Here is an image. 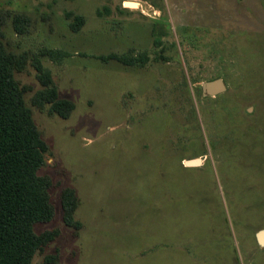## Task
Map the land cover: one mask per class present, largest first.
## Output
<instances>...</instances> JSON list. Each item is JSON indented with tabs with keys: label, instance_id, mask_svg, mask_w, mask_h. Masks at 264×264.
I'll return each mask as SVG.
<instances>
[{
	"label": "rangeland",
	"instance_id": "374dc122",
	"mask_svg": "<svg viewBox=\"0 0 264 264\" xmlns=\"http://www.w3.org/2000/svg\"><path fill=\"white\" fill-rule=\"evenodd\" d=\"M126 1L0 0L34 21L4 28L11 49L39 56L76 104L69 118L37 108L38 72H16L50 144L56 215L35 229L61 231L32 264H264V0ZM69 13L85 18L78 32ZM112 53L144 63L101 59ZM217 78L226 91L205 96ZM65 187L81 200L78 234Z\"/></svg>",
	"mask_w": 264,
	"mask_h": 264
},
{
	"label": "trees",
	"instance_id": "16d2710c",
	"mask_svg": "<svg viewBox=\"0 0 264 264\" xmlns=\"http://www.w3.org/2000/svg\"><path fill=\"white\" fill-rule=\"evenodd\" d=\"M73 16L72 31L85 25L82 15ZM12 22L17 34L30 33L34 23L25 12L0 10V264H32L37 253L60 236L58 228L37 232L35 226L49 222L56 215L52 200V178L42 174L45 154L50 144L34 118L32 107L26 100L30 86L23 85L16 72L24 71L30 63L38 72L42 88L32 98V105L63 118H69L76 108L73 100L61 97L51 72L39 56L28 51L17 53L6 40L5 27ZM41 55L58 61L65 52L43 48ZM103 61L116 59L123 64L144 63V59L115 53L101 56ZM64 221L78 234L82 222L76 219L81 203L73 187H65L61 194ZM58 253L48 255L45 262L56 263Z\"/></svg>",
	"mask_w": 264,
	"mask_h": 264
},
{
	"label": "water",
	"instance_id": "95a60500",
	"mask_svg": "<svg viewBox=\"0 0 264 264\" xmlns=\"http://www.w3.org/2000/svg\"><path fill=\"white\" fill-rule=\"evenodd\" d=\"M203 94L205 96L207 95H218L222 92H225L227 89V86L225 84V81L222 78H217L214 80L207 81L202 84ZM199 159H191L187 160V165L189 166H195L199 164ZM257 242L264 247V228L260 229L256 233Z\"/></svg>",
	"mask_w": 264,
	"mask_h": 264
},
{
	"label": "bare ground",
	"instance_id": "6f19581e",
	"mask_svg": "<svg viewBox=\"0 0 264 264\" xmlns=\"http://www.w3.org/2000/svg\"><path fill=\"white\" fill-rule=\"evenodd\" d=\"M126 5L129 7H138L139 3L137 1H134V0H127ZM199 161H200V159H199ZM200 162H199V164H200Z\"/></svg>",
	"mask_w": 264,
	"mask_h": 264
}]
</instances>
